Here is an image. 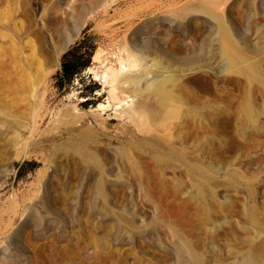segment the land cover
Listing matches in <instances>:
<instances>
[{
    "label": "rangeland",
    "instance_id": "obj_1",
    "mask_svg": "<svg viewBox=\"0 0 264 264\" xmlns=\"http://www.w3.org/2000/svg\"><path fill=\"white\" fill-rule=\"evenodd\" d=\"M15 3L43 65L30 98L0 100V264L264 259V0ZM84 36L91 63L60 92Z\"/></svg>",
    "mask_w": 264,
    "mask_h": 264
},
{
    "label": "bare ground",
    "instance_id": "obj_2",
    "mask_svg": "<svg viewBox=\"0 0 264 264\" xmlns=\"http://www.w3.org/2000/svg\"><path fill=\"white\" fill-rule=\"evenodd\" d=\"M16 1L17 0H0V100L3 102H10L9 105L11 104L13 107L14 105H17L19 102L26 101V98H28V96L30 98V94L34 90V86L32 87V85H35V82L32 79L35 77L34 76L35 74L39 76L38 75L39 73L37 72H39L40 70L39 66L40 64H42L40 60H42L43 58L42 57L39 59L38 57L39 45L37 46L36 41L32 38L33 32L35 30L33 29V26L24 23L22 20L21 22L16 18V12L19 8V5L15 3ZM85 23H86V16L82 14L78 22L76 23L75 27L63 40L59 48H63L64 46L69 44V42L80 32V30L82 29ZM64 27H65L64 22L60 20H56L55 23L53 24V27L49 30V32H47L46 30L44 32L48 36V38L50 37L52 38L55 35L62 33ZM41 45H43V43ZM56 51L58 52L59 49ZM32 81L34 82V84L32 83ZM30 102H28V104H30ZM32 104L34 103L32 102ZM19 106H23V105H19ZM29 107L31 108V106ZM7 108L5 107V109ZM16 112L18 113L21 112L20 108L16 109L14 113ZM12 113L13 111H11V116ZM9 114L10 111L7 115ZM16 115L18 114L16 113ZM8 122H13V119L12 121L8 120ZM1 123L3 124V122ZM6 124L8 123H5V125ZM9 126H11V124H9ZM1 128L2 127L0 125V129ZM33 128L35 127L33 126ZM2 131H6V129L4 128V130ZM12 132L10 131V133ZM11 140L14 141L13 138ZM15 141L17 143V139ZM180 245H181V249L184 251V254H186L187 257L194 259L196 262L198 261L197 256H195L189 250V247L185 242H181ZM234 264H264V259L261 256L250 254V255H246L240 261Z\"/></svg>",
    "mask_w": 264,
    "mask_h": 264
},
{
    "label": "trees",
    "instance_id": "obj_3",
    "mask_svg": "<svg viewBox=\"0 0 264 264\" xmlns=\"http://www.w3.org/2000/svg\"><path fill=\"white\" fill-rule=\"evenodd\" d=\"M95 51V41L92 36H84L70 45L62 55L59 71L54 75L55 86L60 92H66L74 83L75 79L88 68L91 63ZM91 93L99 88L97 83L91 82ZM94 98V96H93ZM92 102L91 97H86L84 106H88ZM26 165H30V170L35 169L38 164L36 162H26L19 166L18 176L21 177L23 172L21 169Z\"/></svg>",
    "mask_w": 264,
    "mask_h": 264
}]
</instances>
